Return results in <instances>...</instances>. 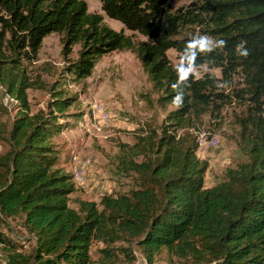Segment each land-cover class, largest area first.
Wrapping results in <instances>:
<instances>
[{"label":"trees","instance_id":"trees-1","mask_svg":"<svg viewBox=\"0 0 264 264\" xmlns=\"http://www.w3.org/2000/svg\"><path fill=\"white\" fill-rule=\"evenodd\" d=\"M100 3L147 39L110 27L86 0H0V78L5 93L24 107L0 130L6 143L0 149V221L18 216L33 237L24 250L0 232V263L91 264L96 240L102 243L99 264H116L119 252L128 260L135 254L115 243L136 239L149 261L164 247L195 264H264V0H197L185 8L171 0ZM53 31L61 34L66 72L86 77L102 54L130 49L159 91L157 101L173 105L159 124L142 127L123 144L118 170L132 185L99 200L75 198L76 207L69 204L72 172L57 166L59 151L50 140L67 126L58 117L76 96L53 89L46 107L29 112L21 68L37 59L43 37ZM170 48L181 57L177 63ZM203 63L219 67L220 76L190 70ZM235 75L240 84L233 85ZM234 99L245 105L234 120L246 157L206 186L209 161L197 154L198 134L186 128L203 114L219 116Z\"/></svg>","mask_w":264,"mask_h":264},{"label":"rangeland","instance_id":"rangeland-1","mask_svg":"<svg viewBox=\"0 0 264 264\" xmlns=\"http://www.w3.org/2000/svg\"><path fill=\"white\" fill-rule=\"evenodd\" d=\"M196 1L171 0V3L176 8H185ZM86 2L88 10L101 13L103 21L110 27L123 28L136 39H147L138 31L124 27L120 20L108 16L101 8L100 0ZM193 30L196 31L197 27H193ZM79 46L78 43L73 45L70 53L72 59L78 56ZM61 48V34L50 32L43 37L37 59L24 62L21 68L29 82L26 88L29 112L46 107L53 89H62L65 96H76L64 114L58 113V121L67 126L53 132L50 139L59 151L57 166L70 172L77 166L83 173V183H75V190L70 193L69 204L76 207L75 198L99 200L104 192H122L132 185V180L118 170V154L124 149L123 144L133 142L142 127L159 124L173 105H161L157 101L159 91L153 88L140 59L130 49H116L102 54L90 75L77 78L66 72L68 61ZM167 53L173 63L181 59L174 48L168 49ZM190 70L195 75L205 72L216 76L221 74L219 67L208 66L206 63L192 65ZM240 82V77L235 75L233 85ZM4 100L5 85L0 78V130L8 128L13 114L24 108L19 100H10L12 105L10 109L6 108L2 104ZM240 102L234 99L223 106L219 116L203 114L201 120H194L193 125L186 128L198 134L197 154L209 161L204 176L206 186L222 177L225 166L234 165L246 157L238 145L239 125L234 120L236 113L245 110L244 103ZM95 104H104L111 111L110 118L99 130L90 122ZM5 147L6 143L0 141V149ZM0 232L20 249L29 250L33 244L32 234L22 225L18 216L0 221ZM115 244L130 245L135 254L134 259L128 260L124 253L119 252L120 260L116 264H195L189 257L170 254L164 247L154 252L149 261L136 239L117 241ZM101 245L99 241L92 242L91 264H99L98 247ZM4 250V244L0 243L1 255Z\"/></svg>","mask_w":264,"mask_h":264},{"label":"built area","instance_id":"built-area-1","mask_svg":"<svg viewBox=\"0 0 264 264\" xmlns=\"http://www.w3.org/2000/svg\"><path fill=\"white\" fill-rule=\"evenodd\" d=\"M4 102L8 103L9 106L11 104L10 100H18V98L5 93ZM12 105V104H11ZM11 107V106H10ZM111 116V111L104 104H95L92 109V118L90 116V122L93 127L99 130V128L103 127L104 124L108 121ZM82 123V122H81ZM83 124H85L83 122ZM72 178L74 183L81 184L83 183V173L79 167H75L72 172Z\"/></svg>","mask_w":264,"mask_h":264}]
</instances>
